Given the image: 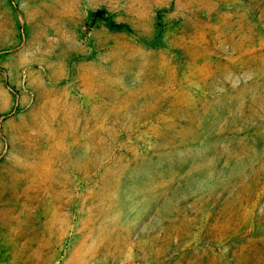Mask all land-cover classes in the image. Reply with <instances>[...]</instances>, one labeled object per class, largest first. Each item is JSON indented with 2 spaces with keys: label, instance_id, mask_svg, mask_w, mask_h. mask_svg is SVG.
I'll use <instances>...</instances> for the list:
<instances>
[{
  "label": "rangeland",
  "instance_id": "obj_1",
  "mask_svg": "<svg viewBox=\"0 0 264 264\" xmlns=\"http://www.w3.org/2000/svg\"><path fill=\"white\" fill-rule=\"evenodd\" d=\"M0 264H264V0H0Z\"/></svg>",
  "mask_w": 264,
  "mask_h": 264
}]
</instances>
